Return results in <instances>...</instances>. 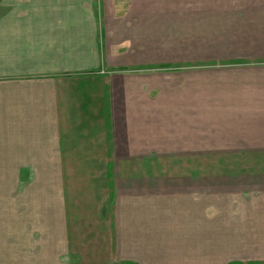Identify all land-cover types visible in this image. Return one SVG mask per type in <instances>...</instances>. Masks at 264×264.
Masks as SVG:
<instances>
[{"label":"crops","instance_id":"0c3cea01","mask_svg":"<svg viewBox=\"0 0 264 264\" xmlns=\"http://www.w3.org/2000/svg\"><path fill=\"white\" fill-rule=\"evenodd\" d=\"M171 2L0 0V264L264 249V0Z\"/></svg>","mask_w":264,"mask_h":264},{"label":"rangeland","instance_id":"374dc122","mask_svg":"<svg viewBox=\"0 0 264 264\" xmlns=\"http://www.w3.org/2000/svg\"><path fill=\"white\" fill-rule=\"evenodd\" d=\"M199 1L200 0H176V2H174L172 0L171 4L176 5L179 12H182L184 8H188V7L191 8V10L189 11L190 13H187L188 15L182 14L183 19H178L177 21L181 20L180 23H182L183 26L187 22L192 23V25H195L196 24L195 22L199 21L194 15L196 4L197 2L199 4ZM187 2H190L188 3L189 6ZM186 19H189L190 21L189 20L187 21ZM202 32H204V30H202ZM179 34L180 33H178V35ZM19 177L21 178V175L0 174V182L18 181ZM205 250H206V253H204V264H264V249H204V251ZM227 258L231 260L234 258V260L228 262L226 260ZM2 259H3V256H2ZM2 262L7 263L6 261H2Z\"/></svg>","mask_w":264,"mask_h":264}]
</instances>
